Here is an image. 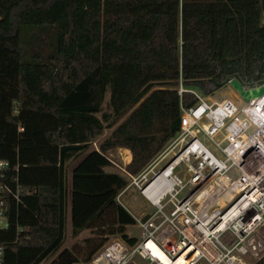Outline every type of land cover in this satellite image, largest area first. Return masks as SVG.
Returning <instances> with one entry per match:
<instances>
[{
  "label": "trees",
  "instance_id": "trees-1",
  "mask_svg": "<svg viewBox=\"0 0 264 264\" xmlns=\"http://www.w3.org/2000/svg\"><path fill=\"white\" fill-rule=\"evenodd\" d=\"M233 78L264 85V0H0V158L21 187L1 264H74L110 237L133 243L117 200L128 179L106 169L107 151L130 150L124 169L138 174L197 101L179 86L209 95Z\"/></svg>",
  "mask_w": 264,
  "mask_h": 264
},
{
  "label": "built area",
  "instance_id": "built-area-1",
  "mask_svg": "<svg viewBox=\"0 0 264 264\" xmlns=\"http://www.w3.org/2000/svg\"><path fill=\"white\" fill-rule=\"evenodd\" d=\"M230 80L225 86L234 97L213 101L179 86L197 97L182 109L180 129L138 174L121 168L129 178L124 188L133 185L154 208L134 217L139 237L133 243L110 237L88 261L74 264H138L136 256L143 264H170L180 255L184 264H250L264 256V121L249 114L264 104V93L245 102ZM180 163L182 175L175 172ZM162 172L154 201L145 188ZM20 202L17 176L0 158V230L10 223V205ZM2 254L0 243V264Z\"/></svg>",
  "mask_w": 264,
  "mask_h": 264
},
{
  "label": "rangeland",
  "instance_id": "rangeland-1",
  "mask_svg": "<svg viewBox=\"0 0 264 264\" xmlns=\"http://www.w3.org/2000/svg\"><path fill=\"white\" fill-rule=\"evenodd\" d=\"M203 95V94H202ZM206 98H208L209 100L213 101V100H220L221 98L224 97H234V94L232 92V90H230V88H228L227 86H223L220 89H217L216 91H214L212 94L209 95H203ZM108 99V93L105 95V102L103 104V109H106V101ZM128 114V113H127ZM126 114V115H127ZM125 115V116H126ZM124 116V117H125ZM111 131V128H105L103 133L100 134L99 136H97L94 141L92 142L90 148H95L97 149L99 143L106 138L109 133ZM107 157L110 160V165L106 167L107 170H112V171H116L122 175H124L129 182V178L128 176H126V174L123 173L122 171V167H124L125 164H123L124 159H128V157H130V153L129 150L126 148H119V147H115L112 149H109L107 151ZM157 154L153 160L150 162V164L152 162H154L155 160H157L158 158ZM125 156V157H124ZM163 161L162 160L160 162V165H162ZM75 164V161H71L68 167V172H70L71 167ZM183 169H184V163H180L176 168H175V172L179 175H182L183 173ZM119 202L134 216V217H139L140 215H142V213L144 212H148L150 210H153V206L147 204L144 199L142 198V196L138 193V190L133 186V185H129L126 188L122 189L121 193L119 194V196L117 197ZM126 233L128 236H135V237H139L140 234V230L138 228V226L135 224L133 225H129L126 229ZM90 235V231L89 230H83L76 239H82L86 236ZM74 241V238H72L70 236V231L67 229L66 232V239L65 242L63 244V246H69L72 242ZM261 258L264 259V256H262ZM135 261L138 264H143L142 260L139 257H135ZM48 262V261H47ZM47 262H42L41 264H46ZM256 263V261H252L250 264H254Z\"/></svg>",
  "mask_w": 264,
  "mask_h": 264
},
{
  "label": "bare ground",
  "instance_id": "bare-ground-1",
  "mask_svg": "<svg viewBox=\"0 0 264 264\" xmlns=\"http://www.w3.org/2000/svg\"><path fill=\"white\" fill-rule=\"evenodd\" d=\"M250 116L254 120L262 119L264 121V104L257 109L256 113H249ZM164 173H160L158 176H156L153 181L145 188V192L148 193L149 191L153 193L152 199L156 201V199L160 196L162 192V188L160 189V186L165 181ZM162 259H165L162 257ZM185 260L183 258V255H180L178 258H176L174 261H171L170 264H184Z\"/></svg>",
  "mask_w": 264,
  "mask_h": 264
},
{
  "label": "water",
  "instance_id": "water-1",
  "mask_svg": "<svg viewBox=\"0 0 264 264\" xmlns=\"http://www.w3.org/2000/svg\"><path fill=\"white\" fill-rule=\"evenodd\" d=\"M230 85L245 102L256 99L264 93V85L246 88L235 78L230 80Z\"/></svg>",
  "mask_w": 264,
  "mask_h": 264
},
{
  "label": "crops",
  "instance_id": "crops-1",
  "mask_svg": "<svg viewBox=\"0 0 264 264\" xmlns=\"http://www.w3.org/2000/svg\"><path fill=\"white\" fill-rule=\"evenodd\" d=\"M129 153H130V157H128V159H124L123 164H126L131 159V152H130V150H129ZM67 229L70 231V220H69V216H68V220H67Z\"/></svg>",
  "mask_w": 264,
  "mask_h": 264
}]
</instances>
